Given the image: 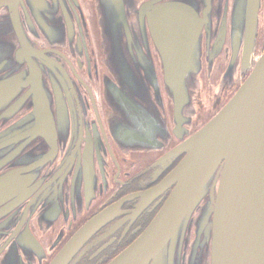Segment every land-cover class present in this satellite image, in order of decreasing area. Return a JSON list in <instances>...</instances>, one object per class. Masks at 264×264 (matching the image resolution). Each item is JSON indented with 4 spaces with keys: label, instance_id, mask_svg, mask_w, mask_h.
I'll return each instance as SVG.
<instances>
[{
    "label": "water",
    "instance_id": "1",
    "mask_svg": "<svg viewBox=\"0 0 264 264\" xmlns=\"http://www.w3.org/2000/svg\"><path fill=\"white\" fill-rule=\"evenodd\" d=\"M52 1L0 0V6L12 4L0 20V37L6 34L0 38V58L5 56L3 40L16 44L12 39L16 36L24 44L13 56L15 63L7 65L11 70L0 72V128L14 118L2 117L7 108L14 109V114L25 105L33 109L0 131V218L30 195L29 188L37 184L33 181L58 149L54 104L62 108L66 97L63 90H57L53 57L34 45L26 46L32 43L19 13L20 4L27 11L29 4L35 12L34 6L57 8L56 0ZM90 1H94L101 28L105 65L114 72L121 89V100L114 97L111 103L107 97L114 114H129L136 96L145 105L153 97L149 88L152 78H158L153 54L149 49L134 54L128 45L137 40L148 48L147 19L174 108V132L185 138L179 131L197 112L196 96L202 87L205 62L203 26L207 20L200 12L205 6L207 15L212 0H149L140 6L138 0ZM263 6L264 0H233V55L224 78L236 75L242 48L245 61L251 60ZM133 12L142 26L140 36L132 29ZM42 32L48 36L46 30ZM226 39L224 30L220 50ZM7 51L12 55L9 48ZM220 53L215 51L212 60ZM250 69L229 102L171 153L186 154L168 177V184H176V188L142 236L110 264H264V53ZM57 73L66 75L59 69ZM163 126L160 140L127 132L122 136L117 133L116 138L136 149L163 148L171 137L166 121ZM91 226L82 229L52 264L69 259Z\"/></svg>",
    "mask_w": 264,
    "mask_h": 264
},
{
    "label": "flooded vegetation",
    "instance_id": "2",
    "mask_svg": "<svg viewBox=\"0 0 264 264\" xmlns=\"http://www.w3.org/2000/svg\"><path fill=\"white\" fill-rule=\"evenodd\" d=\"M146 1L149 0H138V6ZM232 2L212 0L213 6L207 15V7H201V18L208 23L203 26L202 87L196 96L195 116L179 131L183 139L174 132V108L165 90L164 73L147 19L148 48L137 40L128 45L134 49V54L141 50L148 52V49L153 54L158 74V78H152L149 88L153 97L148 99L150 104L145 105L143 99L136 96L133 106L128 107L129 114L115 115L107 97L114 103V97L120 99L121 89L116 75L105 65L94 1L56 0L57 8L43 6L41 9L31 2L36 12L27 2L28 11L20 4L21 22L32 43L26 46L34 45L53 57L50 59L54 76L59 79L57 90H63L66 99L62 108L54 104L56 155L52 161L44 163L33 181L36 186L29 188L30 195L18 208L0 218V264H52L72 239L91 224L89 235L63 264H110L142 236L176 188V184H168V177L186 154L171 153L229 102L250 75V67L264 53L263 6L251 60L245 61L242 48L236 75L224 78L233 55ZM10 6L12 4L0 6V20L8 14ZM131 22L132 29L140 36L142 26L135 12ZM224 30L227 39L220 50L218 44ZM4 37L6 34L0 38ZM12 39L16 44L6 39L2 42L5 56L0 58V72L11 70L7 65L15 63L13 56L24 46L20 38L13 36ZM215 51L221 53L212 60ZM58 69L66 75H59ZM206 104L209 108L203 112ZM134 107L147 115L138 113ZM32 110L25 105L14 114V109L7 108L2 117L14 118L0 131ZM165 121L171 137L168 146L163 148L136 149L121 144L116 138L117 133L122 136L127 132L133 137L153 136L160 140L165 133ZM194 237L193 229L191 241Z\"/></svg>",
    "mask_w": 264,
    "mask_h": 264
},
{
    "label": "rangeland",
    "instance_id": "3",
    "mask_svg": "<svg viewBox=\"0 0 264 264\" xmlns=\"http://www.w3.org/2000/svg\"><path fill=\"white\" fill-rule=\"evenodd\" d=\"M208 108H209V104H206V105H204V107H203V112H206L207 110H208Z\"/></svg>",
    "mask_w": 264,
    "mask_h": 264
}]
</instances>
